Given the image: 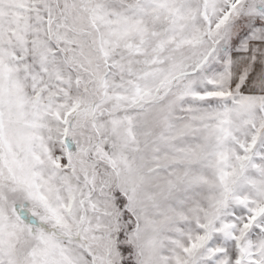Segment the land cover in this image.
Segmentation results:
<instances>
[{
	"label": "snow or ice",
	"instance_id": "obj_1",
	"mask_svg": "<svg viewBox=\"0 0 264 264\" xmlns=\"http://www.w3.org/2000/svg\"><path fill=\"white\" fill-rule=\"evenodd\" d=\"M0 264H264V0H0Z\"/></svg>",
	"mask_w": 264,
	"mask_h": 264
}]
</instances>
